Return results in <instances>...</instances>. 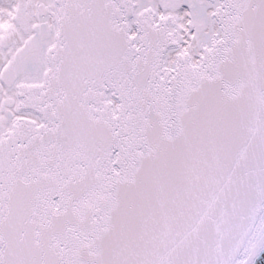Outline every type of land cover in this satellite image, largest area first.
<instances>
[{
  "label": "snow or ice",
  "instance_id": "snow-or-ice-1",
  "mask_svg": "<svg viewBox=\"0 0 264 264\" xmlns=\"http://www.w3.org/2000/svg\"><path fill=\"white\" fill-rule=\"evenodd\" d=\"M0 264H264V0H0Z\"/></svg>",
  "mask_w": 264,
  "mask_h": 264
}]
</instances>
